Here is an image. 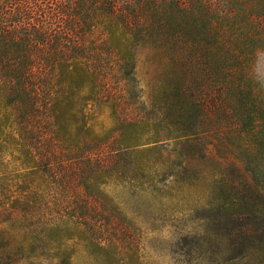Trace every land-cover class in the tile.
Masks as SVG:
<instances>
[{
	"label": "trees",
	"instance_id": "16d2710c",
	"mask_svg": "<svg viewBox=\"0 0 264 264\" xmlns=\"http://www.w3.org/2000/svg\"><path fill=\"white\" fill-rule=\"evenodd\" d=\"M192 14L181 0H0V152L13 143L44 163L56 198L45 213L20 207L28 212L26 249L8 250L0 227V264L36 255L38 264H123L96 213L93 180L110 153L156 143L162 132L183 141L182 153L206 158L212 116L227 124L217 152L244 165L213 181L212 228L231 252L252 251L264 264V107L238 87L211 111L181 75L149 109L141 101L134 70L145 28L187 36ZM97 110L111 112V128L95 126Z\"/></svg>",
	"mask_w": 264,
	"mask_h": 264
},
{
	"label": "rangeland",
	"instance_id": "374dc122",
	"mask_svg": "<svg viewBox=\"0 0 264 264\" xmlns=\"http://www.w3.org/2000/svg\"><path fill=\"white\" fill-rule=\"evenodd\" d=\"M181 3L196 19L189 34L169 37L159 28H145L146 39L137 48L134 73L144 107L149 109L167 81L180 75L188 77L211 111L227 106L228 91L238 87L250 90L254 104L264 107V0ZM110 113L97 110L95 126L111 128ZM210 125L213 144L206 158L182 153L183 141L164 132L156 143L109 154L92 182L93 200L96 213L108 221L107 235L121 263L256 264L254 252H231L225 237L212 228L217 217L213 181L227 166L243 170L244 165L229 152L220 156L214 146L225 144L219 142L225 141L226 121L212 116ZM18 148L11 143L0 152V227L10 251L27 248L28 212L20 207L45 213L56 202L44 163L33 164ZM41 262L36 255L16 264ZM81 264L94 262L84 258Z\"/></svg>",
	"mask_w": 264,
	"mask_h": 264
}]
</instances>
